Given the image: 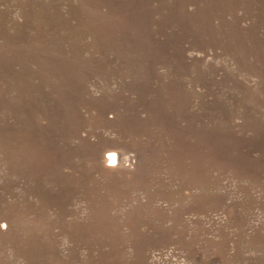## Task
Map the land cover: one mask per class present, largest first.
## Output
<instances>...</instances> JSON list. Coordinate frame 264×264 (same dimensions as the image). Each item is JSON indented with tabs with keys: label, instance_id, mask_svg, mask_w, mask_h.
Here are the masks:
<instances>
[{
	"label": "rangeland",
	"instance_id": "374dc122",
	"mask_svg": "<svg viewBox=\"0 0 264 264\" xmlns=\"http://www.w3.org/2000/svg\"><path fill=\"white\" fill-rule=\"evenodd\" d=\"M0 264H264V0H0Z\"/></svg>",
	"mask_w": 264,
	"mask_h": 264
},
{
	"label": "bare ground",
	"instance_id": "6f19581e",
	"mask_svg": "<svg viewBox=\"0 0 264 264\" xmlns=\"http://www.w3.org/2000/svg\"><path fill=\"white\" fill-rule=\"evenodd\" d=\"M106 154H108V155H107V157L104 156V163L107 164L108 162H114L117 160L116 155L111 153L110 151H106Z\"/></svg>",
	"mask_w": 264,
	"mask_h": 264
}]
</instances>
